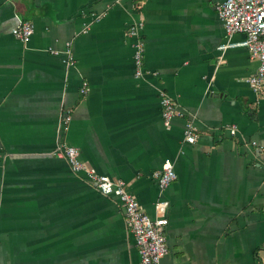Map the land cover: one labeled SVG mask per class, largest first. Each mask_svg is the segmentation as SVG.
Listing matches in <instances>:
<instances>
[{"label": "crops", "instance_id": "crops-1", "mask_svg": "<svg viewBox=\"0 0 264 264\" xmlns=\"http://www.w3.org/2000/svg\"><path fill=\"white\" fill-rule=\"evenodd\" d=\"M221 1L0 0V264L139 262L118 198L52 157L57 143L125 181L151 217L168 202L160 264H264V94L246 48L219 61ZM20 21L33 25L25 42L10 32ZM161 91L179 111L170 130ZM165 161L176 179L161 191L151 175Z\"/></svg>", "mask_w": 264, "mask_h": 264}, {"label": "built area", "instance_id": "built-area-1", "mask_svg": "<svg viewBox=\"0 0 264 264\" xmlns=\"http://www.w3.org/2000/svg\"><path fill=\"white\" fill-rule=\"evenodd\" d=\"M218 18L221 20L225 34L224 39L217 46L219 61L225 51L233 47H244L251 57L258 61L256 71L247 78L251 90L257 94H264V0H223L215 4ZM139 26L133 25L124 29L123 35H137ZM11 34L18 40L25 42L33 33V25L29 21H20L10 30ZM235 33L243 34V39L234 41ZM66 53L69 63L72 56L69 50ZM144 42L138 37L134 44L132 54L135 67V76L143 73ZM87 90L86 83L81 86V92ZM161 115L166 130L171 128V120L179 115L173 99L165 92L159 93ZM69 121V116L64 122ZM230 134H237V127H228ZM197 133L192 123H187L183 130V142L194 143ZM252 145L261 147L256 141ZM55 158H65L73 173H84L93 183L94 187L104 195H114L118 198L123 208L125 223L130 232L134 245L139 255L138 264H160L161 258L167 253L166 209L168 202L159 198L154 203L155 215H148L139 204L136 197L127 189L125 181L113 179L110 176L97 173L94 169L87 167L79 158L78 150L64 143H57L51 151ZM158 188L162 191L176 179V173L170 161H165L158 169L152 172Z\"/></svg>", "mask_w": 264, "mask_h": 264}]
</instances>
